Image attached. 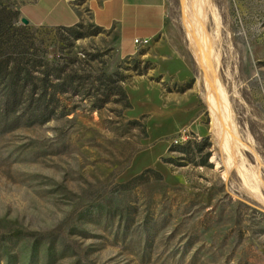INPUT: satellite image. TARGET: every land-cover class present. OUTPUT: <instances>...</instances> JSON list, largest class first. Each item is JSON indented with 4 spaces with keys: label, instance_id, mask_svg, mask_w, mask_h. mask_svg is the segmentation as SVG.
Returning <instances> with one entry per match:
<instances>
[{
    "label": "rangeland",
    "instance_id": "1",
    "mask_svg": "<svg viewBox=\"0 0 264 264\" xmlns=\"http://www.w3.org/2000/svg\"><path fill=\"white\" fill-rule=\"evenodd\" d=\"M34 1L0 0L17 10L6 21L50 56H77L78 70L126 76L131 107L75 97L64 117L0 134V264H264V202L226 168L211 137L182 0H165L153 41L126 39L121 51L88 15L79 22L85 36L68 47L64 32L23 20L20 8L53 12ZM218 6L228 45L219 71L236 93L248 167L264 183V0ZM146 168L162 179L121 186Z\"/></svg>",
    "mask_w": 264,
    "mask_h": 264
},
{
    "label": "trees",
    "instance_id": "2",
    "mask_svg": "<svg viewBox=\"0 0 264 264\" xmlns=\"http://www.w3.org/2000/svg\"><path fill=\"white\" fill-rule=\"evenodd\" d=\"M10 14L15 16L17 10L0 6V134L64 117L71 110L68 101L75 97L97 99L94 107L109 102L119 103L123 109L131 107L122 86L126 76L117 71L107 74L102 67L95 71L79 68L80 72L77 56H50L42 41L25 31L26 27L6 21ZM80 27L78 22L52 29L64 32L68 47H72L74 41L85 36ZM148 174L162 179L158 171L146 168L121 186L126 189L144 183Z\"/></svg>",
    "mask_w": 264,
    "mask_h": 264
},
{
    "label": "bare ground",
    "instance_id": "3",
    "mask_svg": "<svg viewBox=\"0 0 264 264\" xmlns=\"http://www.w3.org/2000/svg\"><path fill=\"white\" fill-rule=\"evenodd\" d=\"M218 7V0H182L187 48L200 69L201 96L210 119L209 132L221 151V160L227 169L232 168L241 176L249 195L264 202L261 191L264 183L259 173L248 167L245 158V151L251 149L248 136L238 125L233 109V95L236 93L229 90L219 71L228 45ZM225 74L228 75L227 71Z\"/></svg>",
    "mask_w": 264,
    "mask_h": 264
},
{
    "label": "crops",
    "instance_id": "4",
    "mask_svg": "<svg viewBox=\"0 0 264 264\" xmlns=\"http://www.w3.org/2000/svg\"><path fill=\"white\" fill-rule=\"evenodd\" d=\"M38 1H42V9L53 3V12L42 11L38 14L35 10L24 12L20 8L19 11L24 21L33 25L71 26L88 15L96 26L112 30L117 36L119 51L124 49L126 39H132L134 45L140 46L150 43L163 31L166 22L165 0ZM135 51L136 48H133L129 53H123L122 56H130Z\"/></svg>",
    "mask_w": 264,
    "mask_h": 264
},
{
    "label": "built area",
    "instance_id": "5",
    "mask_svg": "<svg viewBox=\"0 0 264 264\" xmlns=\"http://www.w3.org/2000/svg\"><path fill=\"white\" fill-rule=\"evenodd\" d=\"M135 42H137V40H135Z\"/></svg>",
    "mask_w": 264,
    "mask_h": 264
}]
</instances>
